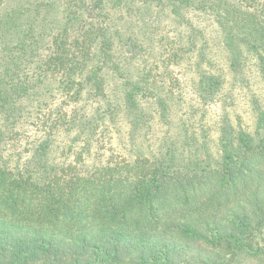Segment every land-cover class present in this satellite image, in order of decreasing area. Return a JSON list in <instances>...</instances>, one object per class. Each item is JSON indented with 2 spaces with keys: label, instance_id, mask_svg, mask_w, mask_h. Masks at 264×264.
<instances>
[{
  "label": "trees",
  "instance_id": "obj_1",
  "mask_svg": "<svg viewBox=\"0 0 264 264\" xmlns=\"http://www.w3.org/2000/svg\"><path fill=\"white\" fill-rule=\"evenodd\" d=\"M190 4L0 0V264H264V111L254 95L255 131L231 124L220 77L197 59ZM209 8L230 52L224 8ZM241 12V72L264 82V8L241 0ZM191 60L198 99L184 102L181 139L160 157L86 161L124 110L135 127L152 122L133 113L146 99L164 118L160 89L190 81ZM251 88L241 79L244 99Z\"/></svg>",
  "mask_w": 264,
  "mask_h": 264
},
{
  "label": "rangeland",
  "instance_id": "obj_2",
  "mask_svg": "<svg viewBox=\"0 0 264 264\" xmlns=\"http://www.w3.org/2000/svg\"><path fill=\"white\" fill-rule=\"evenodd\" d=\"M163 1L173 2V0ZM192 1L193 4H190V6L192 7L194 12H191V8H189L188 11L191 13V19L199 24V30H201H197L198 32H201V34H198L197 36L198 40L196 41V52L197 59L200 60V62L205 63L202 71L206 73H216V75L220 77V83H222L223 89L220 90L221 92H219V100L224 101V108L228 113L227 115H229L231 119V124L243 125L239 120V118L241 117L244 123L248 125L249 129L251 131H255V129L257 128L258 114L255 110V106H251V99L252 96L255 95L260 101V108L264 111V82L262 81V77L260 76V74L257 73L256 67L244 68L241 72V48H246L241 47V37H248L246 35L241 36V28L237 25L236 21L231 20L239 15L242 19V22H246L248 19H250V17L241 12V0ZM211 6L220 10L221 8H224V10H222L224 13V23L227 25L229 30H232L233 34V36L229 37L230 41L232 42L230 46V52L221 44V36L218 33V28H216V14L211 8H209ZM260 7L264 8V0H260ZM167 11L168 10L160 14L161 18H163L164 21H167V19L169 18L168 16H166L168 15ZM154 12L156 13L157 10H155ZM146 14H149L148 11L146 12ZM238 21L241 23V20ZM136 30H139V28L137 27ZM207 41L209 46H207L205 50H203ZM209 47L214 51L213 55L209 54ZM199 53H204L205 55H203L207 57V59L201 61L202 57L198 56ZM233 54L237 55V60L235 62L236 66L229 67L232 61L230 55ZM191 65L193 67L194 76L190 81L183 83L179 89H173L172 93L169 92V90L167 89L168 87H161V95L162 97H166L167 99H162V114H164V118L160 115H153V113H156V110H154L156 109V107H154V104H151L152 102H150V100L146 99L143 100L141 104H138V106L136 105L138 109L133 110V113H141L143 111L145 112V114L147 113L149 117H152V122L146 121V123H144V121L142 122V126L135 127L130 124V120L126 117L128 115V112L124 110L125 112H123L127 120L121 112L119 122L116 124H112L113 127L102 135L103 138H106L108 136L106 139L107 141L111 139V142L104 144V149L99 150V147H102V144L100 143L97 147L96 142L98 141H93L91 152L84 154L86 161L88 163H93L94 160L98 161L107 159L110 155H114L115 158H126L130 154L129 152H131V154L134 156V154L138 153L139 151H143L147 154V156L156 155L160 157L161 154L165 153L164 150L169 147L167 146V144L164 145L165 143H170L172 145L173 141H176V138L181 139L182 134L180 131V126L183 125L190 113V110L187 108V105L184 104V102L189 101L192 102V104L196 105V101L198 99L197 93H195L193 89L194 86L192 80L197 79L198 73L200 72H197V68L195 67V64H192V60ZM164 69V72L166 73L167 70L166 68ZM136 70L137 67L135 63H133L129 67V71L131 74L135 75ZM190 74L191 72L188 73V75ZM241 79H245L246 81L251 82L252 85V88L247 93L245 99L244 94L241 91ZM114 87H117L115 83ZM247 96L250 99H247ZM119 99L120 98H117L116 104L120 105L121 102L119 101ZM112 101L113 98L110 99V102ZM246 101L248 102V106L245 105ZM107 103H109V100L107 101ZM106 105L107 104L105 101H102L100 103L101 111L112 112L113 110ZM217 109L218 110L215 111V116L218 118L222 116V112L220 108ZM217 135L214 134L213 136L215 140L217 138ZM220 135L221 133H219V136ZM62 140L60 138L59 142L56 143L57 147H64L65 143ZM82 144H77L75 147H80ZM133 147H135V149ZM111 148L112 150H110ZM181 149L182 148H180V150ZM218 156L219 154L216 155L215 153L213 157L217 159Z\"/></svg>",
  "mask_w": 264,
  "mask_h": 264
}]
</instances>
